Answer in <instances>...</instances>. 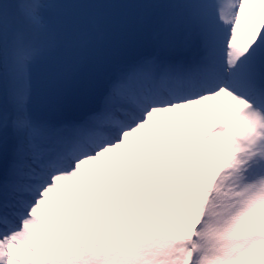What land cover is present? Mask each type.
Listing matches in <instances>:
<instances>
[{"label": "snow or ice", "instance_id": "1", "mask_svg": "<svg viewBox=\"0 0 264 264\" xmlns=\"http://www.w3.org/2000/svg\"><path fill=\"white\" fill-rule=\"evenodd\" d=\"M225 4L0 0V264H264V0Z\"/></svg>", "mask_w": 264, "mask_h": 264}, {"label": "rangeland", "instance_id": "2", "mask_svg": "<svg viewBox=\"0 0 264 264\" xmlns=\"http://www.w3.org/2000/svg\"><path fill=\"white\" fill-rule=\"evenodd\" d=\"M231 3H232V0H226L225 11L228 10V8L230 7ZM250 7L255 9V8H258L259 5H250Z\"/></svg>", "mask_w": 264, "mask_h": 264}]
</instances>
